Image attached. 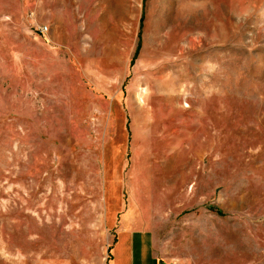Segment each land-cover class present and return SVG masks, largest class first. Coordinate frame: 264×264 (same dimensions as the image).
I'll return each mask as SVG.
<instances>
[{
    "label": "rangeland",
    "instance_id": "374dc122",
    "mask_svg": "<svg viewBox=\"0 0 264 264\" xmlns=\"http://www.w3.org/2000/svg\"><path fill=\"white\" fill-rule=\"evenodd\" d=\"M125 213L264 264V0H0V264H111Z\"/></svg>",
    "mask_w": 264,
    "mask_h": 264
},
{
    "label": "crops",
    "instance_id": "0c3cea01",
    "mask_svg": "<svg viewBox=\"0 0 264 264\" xmlns=\"http://www.w3.org/2000/svg\"><path fill=\"white\" fill-rule=\"evenodd\" d=\"M139 216H129L127 213L121 216L112 248L111 264H159L151 249L149 232L140 230L139 223L130 222L140 219Z\"/></svg>",
    "mask_w": 264,
    "mask_h": 264
},
{
    "label": "built area",
    "instance_id": "2783aa9c",
    "mask_svg": "<svg viewBox=\"0 0 264 264\" xmlns=\"http://www.w3.org/2000/svg\"><path fill=\"white\" fill-rule=\"evenodd\" d=\"M41 30H42V31H45V30L47 31L48 28H47V27H43V28H41Z\"/></svg>",
    "mask_w": 264,
    "mask_h": 264
},
{
    "label": "trees",
    "instance_id": "16d2710c",
    "mask_svg": "<svg viewBox=\"0 0 264 264\" xmlns=\"http://www.w3.org/2000/svg\"><path fill=\"white\" fill-rule=\"evenodd\" d=\"M220 214L222 213V211H218Z\"/></svg>",
    "mask_w": 264,
    "mask_h": 264
}]
</instances>
